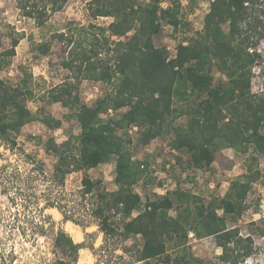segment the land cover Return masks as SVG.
<instances>
[{"label": "trees", "instance_id": "16d2710c", "mask_svg": "<svg viewBox=\"0 0 264 264\" xmlns=\"http://www.w3.org/2000/svg\"><path fill=\"white\" fill-rule=\"evenodd\" d=\"M66 1L15 0L20 14L33 18L38 25L44 24ZM162 1H89L93 18L111 17L103 28L106 36L102 33V46L113 44L115 63L112 66L106 61L99 69L102 61L93 59V55L100 53L91 46L89 51L93 55L89 54L82 41L77 42L74 54L79 57L83 77L111 82L113 92L88 105L67 85L53 88L50 101L69 108L80 130L60 143L48 138L44 149L56 156L53 179L57 185L63 186L71 172L82 171L83 196L91 194L96 186L87 170L115 156L117 188L97 193L98 201L91 215L105 238L115 233L123 238L132 237L134 242L137 236L141 238L136 262L203 264L187 244L192 232L196 238L213 236L221 249L219 260L240 264L253 253V241L249 235L242 236L236 226H229L228 220L235 221L247 208V194L261 176L253 164L264 154V95L251 91L252 68L258 58L256 47L264 35V23L256 15L259 0H209L201 30L183 36L171 57L166 46L155 45L154 37L161 32L163 23L174 30L186 24L180 16L179 0H169L165 7ZM17 43L14 38L12 46L0 53V69L9 63L8 57ZM74 60L72 50L70 59L62 63L71 67ZM216 71L226 80L214 81ZM175 96L192 102L177 113L173 105ZM32 97L26 84H12L0 77V146L15 147L21 127L34 119L50 128L61 125V120L52 116L34 115L25 103L26 98ZM109 107L127 108L118 117L103 118L101 114ZM179 113L188 118L185 124L172 127L171 148L187 153L189 167H209L215 152L226 146L238 153H251L245 171L230 181L223 196L208 201L183 189L179 182L172 190L142 201L134 184L147 164L133 158L127 148L129 140L117 129L138 126L140 141L146 144L162 134L169 120ZM172 208L174 215L169 213ZM111 212L121 216L120 224L112 221ZM133 212L136 215L132 216ZM169 242L177 249L174 256L168 253ZM54 247L69 258L59 257L54 264H71L81 246L60 230Z\"/></svg>", "mask_w": 264, "mask_h": 264}, {"label": "rangeland", "instance_id": "374dc122", "mask_svg": "<svg viewBox=\"0 0 264 264\" xmlns=\"http://www.w3.org/2000/svg\"><path fill=\"white\" fill-rule=\"evenodd\" d=\"M89 1L67 0L61 9L48 16L44 24L38 25L33 18L20 14L15 0H0V53L12 46L14 38L18 40L14 53L8 57L9 63L0 69V77L12 84H26L33 97L26 98L25 103L34 115H49L61 120V125L54 128L39 119L29 121L16 135L15 147L0 146V264H54L59 257L68 260L54 247L55 236L60 230L81 246L76 259L70 260L71 264H143L135 260L141 242L139 236L136 242L134 238H123L119 233L105 238L91 215L98 201L97 193L117 188L114 182L115 156L87 170L96 186L91 194L83 196L82 171L71 172L63 186L57 185L53 179L56 156L44 149L48 138L60 143L80 130L69 108L50 101L53 88L67 85L79 95L81 102L88 105L113 92L111 82L83 77L79 71V57L74 54L78 49L77 42L82 41L89 54L93 55L89 51L91 46L100 53L93 55V59L102 61L99 69L106 61L112 66L115 63L113 44L102 46V33L106 36L103 28L111 17L93 18L88 9ZM179 1L180 16L186 26L174 30L163 23L161 32L154 37L155 45L166 46L169 57L173 56L175 46L183 36H192L201 30L209 7V0ZM168 2L163 0L161 5L165 7ZM256 8V15L264 23V0H259ZM93 42L97 44L93 45ZM72 50L74 63L65 67L62 62L70 59ZM256 52L258 58L252 68L251 91L264 95V35L259 38ZM213 75L214 81L226 80L219 71ZM191 102L177 96L173 99L177 113ZM126 108L109 107L101 116L115 118ZM187 118V114L180 113L175 119L171 118L162 134L146 144L140 141L141 128L138 126L117 129L118 134L129 140L127 148L133 158L147 164L134 184L142 201L172 190L176 182L208 201L223 196L230 181L245 171L251 153H238L226 146L215 152L209 167H189L187 153L171 148L172 127L185 124ZM257 158L253 168H258L261 176L247 194V208L235 221L228 220L229 226H236L242 236L249 235L253 241V253L240 264H264V154ZM50 203L53 206H49ZM169 213L174 215V209ZM111 214L112 221L120 224L121 216ZM187 244L203 264H226L218 258L221 249L213 236L196 238L190 232ZM167 248L171 256L177 253L172 243L169 242ZM159 264L171 262L160 261Z\"/></svg>", "mask_w": 264, "mask_h": 264}, {"label": "built area", "instance_id": "2783aa9c", "mask_svg": "<svg viewBox=\"0 0 264 264\" xmlns=\"http://www.w3.org/2000/svg\"><path fill=\"white\" fill-rule=\"evenodd\" d=\"M174 53H175V50H174ZM174 55V54H173Z\"/></svg>", "mask_w": 264, "mask_h": 264}, {"label": "clouds", "instance_id": "9594fccd", "mask_svg": "<svg viewBox=\"0 0 264 264\" xmlns=\"http://www.w3.org/2000/svg\"><path fill=\"white\" fill-rule=\"evenodd\" d=\"M249 264H250V262H249Z\"/></svg>", "mask_w": 264, "mask_h": 264}]
</instances>
